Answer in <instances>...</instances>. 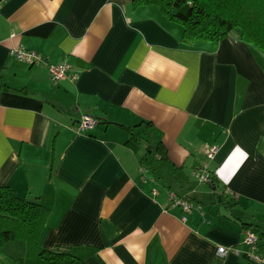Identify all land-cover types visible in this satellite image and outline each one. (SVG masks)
I'll return each instance as SVG.
<instances>
[{
    "label": "crops",
    "instance_id": "0c3cea01",
    "mask_svg": "<svg viewBox=\"0 0 264 264\" xmlns=\"http://www.w3.org/2000/svg\"><path fill=\"white\" fill-rule=\"evenodd\" d=\"M239 36L184 43L180 25L133 0H0V187L49 210L38 251L85 264H252L216 254L247 250L245 224L264 237V57ZM18 47L70 65L68 77L52 84L46 67L11 56ZM84 115L99 124L78 133ZM125 127L161 142L179 171L141 173L147 143L135 152ZM206 162L214 189L196 178ZM171 192L191 213L169 205ZM15 245L5 254L22 259L26 243Z\"/></svg>",
    "mask_w": 264,
    "mask_h": 264
},
{
    "label": "trees",
    "instance_id": "16d2710c",
    "mask_svg": "<svg viewBox=\"0 0 264 264\" xmlns=\"http://www.w3.org/2000/svg\"><path fill=\"white\" fill-rule=\"evenodd\" d=\"M133 7H158L169 21L183 28L184 43L205 41L218 45L234 30H240L238 40L264 57V0H133ZM125 128L128 132L126 145L135 152L147 143L139 159L142 168L151 171L158 180H164L166 173L175 175L179 171L161 142L148 141L145 131ZM262 146L264 148V141ZM208 185L216 188L214 173ZM217 199L218 205L225 208L235 205L233 198L220 195ZM48 213L41 204L18 197L9 187H0V260L3 264H24L23 259L5 254L7 244L17 241L25 242L28 253L46 264H85L61 247L38 251ZM244 227L260 232L254 224Z\"/></svg>",
    "mask_w": 264,
    "mask_h": 264
},
{
    "label": "built area",
    "instance_id": "2783aa9c",
    "mask_svg": "<svg viewBox=\"0 0 264 264\" xmlns=\"http://www.w3.org/2000/svg\"><path fill=\"white\" fill-rule=\"evenodd\" d=\"M11 56L15 59L24 62L30 66H44L47 68L52 84L56 85L68 77L71 66L68 64L49 65L43 56L39 53L25 49L23 47L14 48L11 50ZM73 81L77 79V75L69 76ZM99 124V120L89 115L81 117L78 125L75 127L76 132L83 133L92 130ZM217 152V147H212L206 152V160H213ZM141 173H146L144 168H141ZM213 173L209 169V164L204 163L196 172V178L201 184H211ZM168 202L171 207H179L186 215L191 213L193 205L185 198H180L174 192L169 193ZM183 215L182 220L186 221V216ZM244 244L247 250L242 252L236 248L219 247L217 249V256L220 258L226 257L232 253L238 257L245 256L252 264H264V237H260L252 229H246Z\"/></svg>",
    "mask_w": 264,
    "mask_h": 264
},
{
    "label": "rangeland",
    "instance_id": "374dc122",
    "mask_svg": "<svg viewBox=\"0 0 264 264\" xmlns=\"http://www.w3.org/2000/svg\"><path fill=\"white\" fill-rule=\"evenodd\" d=\"M240 30H234V33L237 34ZM17 243V242H16ZM10 244H14V246H17L15 245V242L14 243H10ZM27 246V245H26ZM18 249V248H17ZM23 261L25 262L26 264V261H27V264H31V262H33V255H30L27 251V249L24 251L23 253ZM42 261H38V264H46V262L41 259Z\"/></svg>",
    "mask_w": 264,
    "mask_h": 264
}]
</instances>
